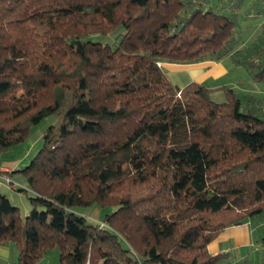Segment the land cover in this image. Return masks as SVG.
I'll use <instances>...</instances> for the list:
<instances>
[{"label": "trees", "instance_id": "obj_1", "mask_svg": "<svg viewBox=\"0 0 264 264\" xmlns=\"http://www.w3.org/2000/svg\"><path fill=\"white\" fill-rule=\"evenodd\" d=\"M227 57L264 82V0H0V154L55 116L11 172L30 208L0 190V247L16 264L53 247L58 264H217L221 231L264 216V95L216 101L161 63ZM94 205L114 209L92 223L77 207Z\"/></svg>", "mask_w": 264, "mask_h": 264}, {"label": "rangeland", "instance_id": "obj_2", "mask_svg": "<svg viewBox=\"0 0 264 264\" xmlns=\"http://www.w3.org/2000/svg\"><path fill=\"white\" fill-rule=\"evenodd\" d=\"M249 19V18H248ZM245 20L242 21L241 27L245 28ZM121 27H118L115 31H112L108 35H99V39L104 42H113L116 39V35L121 31ZM248 35V34H247ZM246 37V36H245ZM250 38L251 36L248 35ZM250 41V40H249ZM248 41V42H249ZM246 42V43H248ZM223 63L227 67V73L221 77L215 79L213 83H208L210 87L216 85H226L228 87L234 88L238 91L245 93L252 92L255 95L263 94L264 95V82H256L248 80L249 72L244 66L234 64V62L229 58H225ZM246 82H250L252 90L245 88ZM207 84V83H206ZM212 98L216 101H221L225 99L224 89L218 87L212 88ZM55 121L54 115H49L43 118L38 124L33 126L30 130L29 136L26 140L20 142L16 146L12 147L9 151L3 152L0 154V181H2L5 186L0 190L6 194L11 201L20 207L21 213L24 215L25 212L30 208L31 204L29 202L28 194L30 193L28 189V184L25 176L20 172L11 173L12 170L17 169L19 164L22 162L19 161L21 158H25V161L21 165L24 166L30 161L32 156L37 152L42 144L41 135L42 132L53 122ZM18 158V159H17ZM14 168V169H12ZM12 182V184H10ZM24 187L25 190H18V188ZM114 209L112 206L100 207L97 205L86 206V207H77V211L83 214H86L88 221L92 223H97L101 221V217L106 213ZM14 247V252L17 253V250ZM263 251V249L261 250ZM59 251L57 247L50 248L48 253L43 258L39 264H58ZM17 255L15 257L12 255L10 257L4 258L0 256V264H9L10 262H16ZM259 264H264V261L261 263L259 256Z\"/></svg>", "mask_w": 264, "mask_h": 264}, {"label": "crops", "instance_id": "obj_3", "mask_svg": "<svg viewBox=\"0 0 264 264\" xmlns=\"http://www.w3.org/2000/svg\"><path fill=\"white\" fill-rule=\"evenodd\" d=\"M223 60H204L193 63L162 62L161 66L171 82L182 87L191 81L213 83L215 79L227 73V67ZM248 75L247 79L252 81L250 74ZM250 84V82H246L244 86L253 91L250 89ZM219 86L216 85L212 88ZM19 161L22 163L15 168L20 167L25 158H21ZM3 186L5 184L0 181V189ZM263 236L264 216L255 217L242 224L225 227L218 237L209 244V250L213 254L221 255V260L217 264H259V255L263 248L260 239ZM15 254L17 255L12 244L0 247V256L4 258L11 255L15 257ZM16 262L9 264H16Z\"/></svg>", "mask_w": 264, "mask_h": 264}]
</instances>
